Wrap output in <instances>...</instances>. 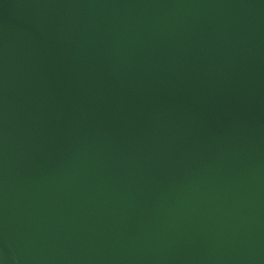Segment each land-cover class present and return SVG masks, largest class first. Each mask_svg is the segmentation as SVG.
<instances>
[{
  "label": "water",
  "instance_id": "water-1",
  "mask_svg": "<svg viewBox=\"0 0 264 264\" xmlns=\"http://www.w3.org/2000/svg\"><path fill=\"white\" fill-rule=\"evenodd\" d=\"M0 264H264V0H0Z\"/></svg>",
  "mask_w": 264,
  "mask_h": 264
}]
</instances>
